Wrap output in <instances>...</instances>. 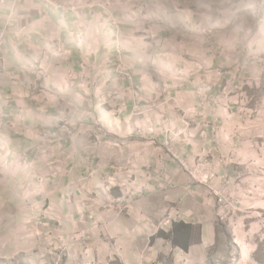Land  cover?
<instances>
[{
	"label": "crops",
	"instance_id": "obj_1",
	"mask_svg": "<svg viewBox=\"0 0 264 264\" xmlns=\"http://www.w3.org/2000/svg\"><path fill=\"white\" fill-rule=\"evenodd\" d=\"M4 1L1 21L11 8L16 17L1 54L9 76L0 106V211L33 205L45 213L49 205L58 221L52 226L50 219L54 244L66 235L71 256L87 264H207L225 235L215 199L192 185L164 142L178 133L182 156L219 162L221 175L242 181L241 193L255 183L264 119L249 89L259 87L264 65L251 60V43L238 35L250 33L249 23L237 26L234 12L214 7L208 16L187 14L181 9L188 0H111L121 5L118 34L101 11L71 15L40 0ZM140 4L144 18L134 15ZM142 22L156 29V40L141 33ZM18 27L27 31L21 43ZM118 44L133 81L117 68ZM61 45L68 54L58 53ZM217 71L225 73L222 86L207 90L206 78ZM56 150L62 158L54 166L43 156ZM174 206L189 215L179 233L190 240L188 250L154 239ZM11 226L0 217L2 264H9Z\"/></svg>",
	"mask_w": 264,
	"mask_h": 264
},
{
	"label": "rangeland",
	"instance_id": "obj_2",
	"mask_svg": "<svg viewBox=\"0 0 264 264\" xmlns=\"http://www.w3.org/2000/svg\"><path fill=\"white\" fill-rule=\"evenodd\" d=\"M2 1H4V0H2ZM55 1H57L58 7L54 11V10H51L48 7H46L42 3V1L40 0L42 5H44L47 9L54 11V12H60L63 14L77 15V14L82 13V12L101 11L102 13H104L107 16L111 26L115 27V29L118 31V34H121L122 25H121L120 21L118 20V18L116 17V14H115L116 9L119 6H121L119 3H115L111 0H91L89 2H78V3H64V2H60L58 0H55ZM4 4H2V5H4ZM98 4H103V5L109 4V5H111V13L114 11L115 16L113 14L111 16L110 13H108L107 11L102 9L101 7L97 6ZM211 7L217 8L221 13L226 12L227 15L230 12H234L235 17H236L235 22H236L237 26H244L245 23H249L250 33L247 35L240 33L238 35L240 37H245V41L248 43L249 42L251 43V46H252V59L251 60H255V63H256V61H258L257 64H259L260 68H263L260 64L264 65V0H188L187 5H184L181 10L187 14H189V12H195L194 13L195 16L204 17V16L210 15V12H211L210 8ZM140 9H141V12H140ZM11 10L15 11L14 8H11L9 10V12ZM142 11H143V13H142ZM134 15L136 17H139V18L146 17L147 6L145 4L138 5L137 9L134 12ZM7 17H8V14L6 16V19H7ZM15 17H16V14H15ZM230 17H233V16H230ZM5 20L1 21V18H0V22L3 24H4ZM14 20H15V18H14ZM14 20H13V23H14ZM12 27H13V25H12ZM12 27H10L9 29H11ZM9 29H8V32H9ZM17 30H19L18 37H17V31L14 32V35L17 39L16 41L18 43H21L27 37V31L24 27H18ZM151 30L157 32L154 27L150 26L149 24H144L142 22L141 33L143 35H145L150 40H156L158 37L156 39H151V38H149V35L146 33V32H150ZM206 30H211V29H206ZM8 32H7V35H8ZM204 33H205V31H204ZM157 34H158V32H157ZM79 35L83 37V34H79ZM206 35L208 36V34H206ZM212 35H209V36H212ZM77 37H78V35H77ZM42 38H44V39L46 38V33L44 31L42 33ZM78 39H80V38H78ZM7 44H8V39H7ZM117 46H120V50L124 51L123 46L121 44H118ZM258 46H259V48H258ZM60 49H62V51H60ZM259 51L261 53H258ZM58 53L68 54L67 50L64 48L63 45H61V47L58 48ZM116 53H117V50H116ZM1 54H0V60H1ZM125 60H126V55H125ZM115 61H116V57H115ZM116 65H117V68L119 69L117 62H116ZM126 65H127V63H126ZM127 67H128V65H127ZM1 70L3 72H6L2 69V62H1ZM128 70H129V68H128ZM263 70H264V68H263ZM218 72H222V71H217L214 74H211L206 78V83H205L206 89H207V85L209 84L208 78L211 77L212 75H215ZM121 73H122V71H121ZM222 73H224V72H222ZM122 74L125 75L124 73H122ZM129 74H130V72H129ZM224 75H225V73H224ZM263 75H264V72H263ZM8 76H9V72H6V77L3 81V86H2L3 92H4V85L8 79ZM130 76L133 77L131 74H130ZM254 76L257 78L258 74H254ZM225 77L226 76H224V79H225ZM260 77H261L260 81H259V87L260 88L257 86L254 88H250L249 91L253 97L252 104L259 107V109L261 111L260 119L263 120L264 119V76L260 75ZM127 79H128V77H127ZM133 79H134V77H133ZM224 79H223V81H224ZM223 81H222V83H223ZM256 81H258V79L255 80V83H256ZM222 83L219 87L222 86ZM210 90H213V89H210ZM4 95H6L5 92H4ZM5 105L6 104H4L2 106L0 105V106L3 107ZM139 110H137V111H139ZM198 127H196V130H199L202 126L199 128ZM93 135L95 138H103L97 131H94ZM178 137H179V134H178ZM100 142L99 143L97 142V143L100 144ZM104 143H105V139L103 138V142L101 144H104ZM111 144H113V143H111ZM263 147H264V145H263ZM175 148H176V145H175ZM39 151L41 152L42 149L40 148ZM176 151H177V149H176ZM170 155L172 156V158L174 160L176 159L175 154L170 153ZM179 155H181V154L179 153ZM43 157H45V158H51L52 157L51 163L58 165L59 163H61L62 154L59 152L56 155H54L53 152L52 153L47 152L44 154ZM184 158H186V157H184ZM201 161H207V160H201ZM207 162H209V161H207ZM193 164H196V163H193ZM259 164H260V167L257 168L255 171L257 174L259 173L258 177L255 178L257 180L255 181V183L253 181L254 179L250 182V184H249L250 186H249L248 191L259 180L262 181V182H260L261 183V190H264V162H261ZM58 173H59V175L55 176ZM220 173H221V165H220ZM53 176H52L53 178L59 179L61 176L60 171L56 170L54 172ZM221 176H223V175H221ZM223 177H225V176H223ZM226 178H228V177H226ZM228 179H230V178H228ZM230 180H232V179H230ZM42 181L44 182L45 178L40 179L41 183H43ZM232 181H234V180H232ZM234 182L237 186V191L241 192V189L243 188L242 181L239 180V181H234ZM194 187H197V186H194ZM201 188H205V187H201ZM205 189L210 193V191L207 188H205ZM247 192H245V193H247ZM245 193H242V194H245ZM213 198L215 199L214 196H213ZM215 202L217 205V219H218V222L220 223V225L223 226L222 231H223V233H225V235H224L223 242H221V243L219 242L217 247L208 251L207 254L209 256L208 257L209 259H208L207 264H264V239L262 240V238H264V217L263 218L257 217L249 223V224L256 223L260 227L259 228L260 233L256 234L254 236L255 238L250 241L252 243V245L258 246L257 252H255L251 257L250 256L249 257L243 256L242 250H244L245 248L243 245H240V243L243 242L244 239L248 240V237L243 236L238 241L236 240L235 236L233 237V232H232L231 228H229V226H227V225H225L219 221L218 215H219L220 207H219V204L217 203L216 199H215ZM32 206L33 205H10V207L8 208L9 211H0V217H5L6 219H8L12 223L10 257L5 258V260H7L9 262V264H87V262H88L87 258H84L82 256H75V257L71 256L72 255L71 246L68 243V241H67V243H65V241L67 240L66 235L59 236V240L56 241V242L62 241L61 244H59V245L54 244L55 243L54 238H56L57 236L54 235L55 229H53L52 227L50 228V219L53 218L52 219L53 222L51 224L52 226L57 225L58 221L56 219V215L52 216L50 209H49V205H48L45 213H44V210H40L39 208H35L34 210L31 209ZM177 207L182 208L181 206H174L168 211V213ZM127 209L123 208L122 210H120V214L121 215L126 214ZM254 211L262 212L261 210H258V208H256V210H254ZM185 213L187 214L186 211H185ZM141 216L143 217V213ZM188 221H189V215L187 214V221L181 222V223H187ZM160 222H159V224H160ZM42 223L43 224L47 223V225H45L47 229L44 228V225H42ZM159 224H158V226H159ZM177 224H180V223H177ZM24 229H26V231L22 232V230H24ZM173 230H174V228H173ZM173 230H171V231H159V230H157L156 236H158L160 234L170 235L173 232ZM80 238L84 239V235L80 236ZM155 239H159V238H155ZM168 241L171 242V240H168ZM175 248H177V247H175ZM223 252L225 253L224 255H223ZM168 259L170 260V257H168ZM2 260L3 259L0 258V264H2V262H1ZM156 263H158V261Z\"/></svg>",
	"mask_w": 264,
	"mask_h": 264
},
{
	"label": "built area",
	"instance_id": "obj_3",
	"mask_svg": "<svg viewBox=\"0 0 264 264\" xmlns=\"http://www.w3.org/2000/svg\"><path fill=\"white\" fill-rule=\"evenodd\" d=\"M41 1L46 7L51 10L55 11V9L58 7L57 1L55 0ZM4 3V1L0 0V6ZM97 6L110 13L111 16L112 14L114 15V11L111 13V5L98 4ZM14 18L15 11L11 10L8 13V17L5 20L4 24L0 22V54L7 45V32L8 29L12 27ZM18 33L19 30H17V37ZM146 33L151 39H156L158 37L157 32L153 30ZM205 33L209 36L212 35L214 31L205 30ZM78 38L81 39L83 37L78 35ZM116 50V62L118 64L119 69L128 77L130 81H132L133 77H131L128 72L124 51L120 50V46H117ZM60 51H62V49H60ZM224 76V73L218 72L215 75L209 77V84L207 85V89L210 90L219 87L224 79ZM5 77L6 72H3L1 70L0 60L1 106L7 103V96L4 95V92L2 90L3 81ZM137 110H139V107L137 108ZM187 125L189 127L191 126L189 123H187ZM199 127H201V125ZM178 138V134L174 133L173 135H170L167 138L164 145L167 147L171 154H175V160L178 162L179 166L189 175L192 184L197 187L207 188L210 193L215 197L220 207L218 215L219 221L231 228L233 232V237L235 236L237 241L243 236L248 237V240L244 239L243 242L240 243V245H243L245 248L244 250L241 249L243 256L251 257L255 252H257L258 246L252 245L250 241L255 238L254 236L256 234L260 233V227L256 223H249L257 217H264V190H261L260 183L262 181H257L256 184L247 193L242 194L240 191H237V186L234 181L221 176L219 162L199 161L198 163L193 164L188 159L179 155L175 148ZM96 140L98 143L101 141L100 144L103 142V138H96ZM57 153H59L57 150L53 151L54 155H56ZM58 175L59 173L55 176ZM256 208H258V210H261L262 212L254 211L256 210ZM185 221H187V214L182 208L177 207L171 210L167 214V216L160 222L158 230L171 231L173 230L175 224ZM263 239L264 238H262V240Z\"/></svg>",
	"mask_w": 264,
	"mask_h": 264
},
{
	"label": "trees",
	"instance_id": "obj_4",
	"mask_svg": "<svg viewBox=\"0 0 264 264\" xmlns=\"http://www.w3.org/2000/svg\"><path fill=\"white\" fill-rule=\"evenodd\" d=\"M183 225H184L183 223L176 224L173 232L170 235L160 234L156 236L155 238H165L167 240H171V242L173 243L175 247H180V248H184L188 250L189 245H190V240L185 241V238H183L182 236H179V233L183 229Z\"/></svg>",
	"mask_w": 264,
	"mask_h": 264
},
{
	"label": "bare ground",
	"instance_id": "obj_5",
	"mask_svg": "<svg viewBox=\"0 0 264 264\" xmlns=\"http://www.w3.org/2000/svg\"><path fill=\"white\" fill-rule=\"evenodd\" d=\"M55 166L57 165V164H54Z\"/></svg>",
	"mask_w": 264,
	"mask_h": 264
}]
</instances>
